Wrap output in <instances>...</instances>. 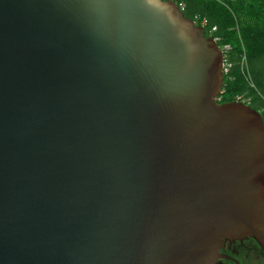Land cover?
Returning <instances> with one entry per match:
<instances>
[{"label": "water", "instance_id": "water-1", "mask_svg": "<svg viewBox=\"0 0 264 264\" xmlns=\"http://www.w3.org/2000/svg\"><path fill=\"white\" fill-rule=\"evenodd\" d=\"M170 0H0V264H214L264 248V123Z\"/></svg>", "mask_w": 264, "mask_h": 264}, {"label": "trees", "instance_id": "trees-1", "mask_svg": "<svg viewBox=\"0 0 264 264\" xmlns=\"http://www.w3.org/2000/svg\"><path fill=\"white\" fill-rule=\"evenodd\" d=\"M182 14L197 24L205 21L204 36L228 49L223 59L229 65L222 75L218 103L250 99L249 106L264 118V0H175ZM215 28L214 30H211Z\"/></svg>", "mask_w": 264, "mask_h": 264}, {"label": "flooded vegetation", "instance_id": "flooded-vegetation-1", "mask_svg": "<svg viewBox=\"0 0 264 264\" xmlns=\"http://www.w3.org/2000/svg\"><path fill=\"white\" fill-rule=\"evenodd\" d=\"M214 264H264V248L253 239L223 242Z\"/></svg>", "mask_w": 264, "mask_h": 264}, {"label": "built area", "instance_id": "built-area-1", "mask_svg": "<svg viewBox=\"0 0 264 264\" xmlns=\"http://www.w3.org/2000/svg\"><path fill=\"white\" fill-rule=\"evenodd\" d=\"M170 1H172V2H174L175 3V5H176V7L178 8V10L182 13V11H183V5L182 4H177L176 2H175V0H170ZM192 22H193V24L195 25V26H199V27H201L202 29L205 27V21H200V23L199 24H197L196 23V21L195 20H191ZM215 28H212L211 30H214ZM212 39V38H211ZM215 43H216V39H212ZM219 48V47H218ZM220 49V48H219ZM228 49V47L227 46H223L222 47V49H220V51H221V54H222V61H221V71H222V75L224 74V73H226L227 71H228V67H229V65L227 64V62L223 59V53H224V51L225 50H227ZM220 94H221V91H220V93H219V95L216 97V102H219V100H220ZM243 98V100H244V105H248L249 106V103H250V99L249 98H245V97H243V96H237V97H235V99H234V102H237V101H239V99L240 98ZM243 104V103H242Z\"/></svg>", "mask_w": 264, "mask_h": 264}, {"label": "rangeland", "instance_id": "rangeland-1", "mask_svg": "<svg viewBox=\"0 0 264 264\" xmlns=\"http://www.w3.org/2000/svg\"><path fill=\"white\" fill-rule=\"evenodd\" d=\"M205 37H210V36H205ZM211 38V37H210ZM238 103H243V104H245L244 103V100H243V98L241 97L240 99H239V101H237ZM259 113V112H258ZM260 114V113H259ZM260 116H261V118H262V121H263V123H264V118H263V116L260 114Z\"/></svg>", "mask_w": 264, "mask_h": 264}]
</instances>
